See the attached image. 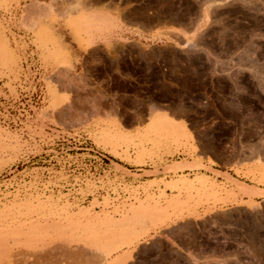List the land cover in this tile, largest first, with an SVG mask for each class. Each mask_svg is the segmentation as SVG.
Masks as SVG:
<instances>
[{
    "label": "rangeland",
    "instance_id": "obj_1",
    "mask_svg": "<svg viewBox=\"0 0 264 264\" xmlns=\"http://www.w3.org/2000/svg\"><path fill=\"white\" fill-rule=\"evenodd\" d=\"M0 264H264V0H0Z\"/></svg>",
    "mask_w": 264,
    "mask_h": 264
},
{
    "label": "crops",
    "instance_id": "obj_2",
    "mask_svg": "<svg viewBox=\"0 0 264 264\" xmlns=\"http://www.w3.org/2000/svg\"><path fill=\"white\" fill-rule=\"evenodd\" d=\"M54 1H58V0H54ZM94 18L101 19L100 25H101L102 29H104V28L105 29L100 33L98 38H94L91 40V43L88 44L90 48H93L97 44H103L104 46H106L107 44H112V43H116V42L117 43L123 42L125 40L121 37L125 36L127 34H134V35H137L138 37L152 38V37H154L155 31L160 30L161 33H163V34L165 33V35H167V36H175L176 35L175 32L169 31V28H166V29H164V28H162V29L161 28L160 29H156V28L146 29V28L134 26V25H123L119 21L117 16H114V15L106 12L105 10H102L98 13L91 14L90 16L86 17L85 20H90V19H94ZM66 25H67V23H66ZM174 28L177 29L176 26ZM116 36L119 37L118 40L115 39ZM202 163L204 165H207L205 157H203ZM211 169L219 171V172H223V171H220V170L215 169V168H211ZM136 170L148 171V169H136ZM138 175H140V174H138ZM200 175L208 177V178L214 177L213 174L210 173L209 171L200 172ZM217 181L222 182V180H220L218 178H217Z\"/></svg>",
    "mask_w": 264,
    "mask_h": 264
},
{
    "label": "bare ground",
    "instance_id": "obj_3",
    "mask_svg": "<svg viewBox=\"0 0 264 264\" xmlns=\"http://www.w3.org/2000/svg\"><path fill=\"white\" fill-rule=\"evenodd\" d=\"M59 1V0H58ZM60 1H62V0H60ZM57 4V3H56ZM55 4V5H56ZM50 5V4H49ZM60 5V4H59ZM48 6V5H47ZM54 6V5H53ZM52 6V7H53ZM63 6V5H62ZM60 7V6H59ZM41 8H44V6L42 7L41 6ZM40 7L38 8V10L39 9H41ZM49 8H51V6L49 7ZM52 10H53V8H52ZM42 11V10H41ZM45 11V10H44ZM43 11V12H44ZM47 11V10H46ZM50 11H51V9H50ZM34 12V11H33ZM39 13H40V11H38ZM52 12V11H51ZM54 12V11H53ZM59 13V12H58ZM41 14V13H40ZM44 14V13H43ZM43 16V15H42ZM48 16V15H47ZM62 16V15H61ZM84 20V19H83ZM77 21V24H79L80 22H82V21H80V22H78V20H76ZM76 21H75V25L77 26V24H76ZM100 21H101V19H99V18H94V19H90V20H85L84 22H82L83 23V30H84V32H85V34H86V43H91V40L92 39H94V38H98L99 37V35H100V33L105 29H102V27H101V25H100ZM107 22V21H106ZM110 24V23H109ZM79 26H81L82 27V24L80 23L79 24ZM107 40V39H106Z\"/></svg>",
    "mask_w": 264,
    "mask_h": 264
},
{
    "label": "water",
    "instance_id": "obj_4",
    "mask_svg": "<svg viewBox=\"0 0 264 264\" xmlns=\"http://www.w3.org/2000/svg\"><path fill=\"white\" fill-rule=\"evenodd\" d=\"M202 17H203V15L200 16V17L194 22V24L191 26L190 29H188V32H189V33L193 32V31L199 26Z\"/></svg>",
    "mask_w": 264,
    "mask_h": 264
}]
</instances>
